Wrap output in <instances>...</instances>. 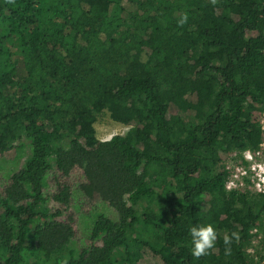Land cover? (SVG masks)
<instances>
[{
	"label": "trees",
	"instance_id": "obj_1",
	"mask_svg": "<svg viewBox=\"0 0 264 264\" xmlns=\"http://www.w3.org/2000/svg\"><path fill=\"white\" fill-rule=\"evenodd\" d=\"M104 112L124 136L97 139ZM263 114L264 0H0V153L22 161L0 191V264H258L264 193L225 183L229 156L259 150ZM76 169L117 215L93 212L78 250L50 207L69 205ZM207 224L215 247L196 259L189 230Z\"/></svg>",
	"mask_w": 264,
	"mask_h": 264
},
{
	"label": "rangeland",
	"instance_id": "obj_2",
	"mask_svg": "<svg viewBox=\"0 0 264 264\" xmlns=\"http://www.w3.org/2000/svg\"><path fill=\"white\" fill-rule=\"evenodd\" d=\"M176 111V108L171 107V113H175ZM94 128L96 131L97 139L99 141H106L114 136H124L130 127L114 122L110 118L109 114L107 112H104L97 118L94 124ZM14 156L15 150L0 153V191H2L3 188L8 184L10 174L14 170L19 169V167L21 166L22 161L16 164L13 160ZM230 162L231 164H229ZM263 162L260 163L264 166ZM228 165H230L231 170L234 171L235 179L236 176L239 175L238 171L235 168V163L233 161H229ZM47 180L48 187L45 191H56L57 184L60 182L58 180V175H55V173H50ZM84 181L85 180L82 172L77 169L74 170L72 175L66 181V184L69 186L71 192L69 205L67 207H62L55 202L50 203V207L53 210L62 211L63 214L58 219L59 221L66 222L69 218L72 219V225L75 235L71 246L74 250L81 249L84 245L89 244L90 230L92 227L91 224L94 218V215H92L93 212L97 213L99 211L107 214V216L111 219L117 218L116 212L113 209L109 208L106 204L102 203L98 199H89L82 193V191L80 190V185L84 183ZM144 264H153V259L148 257L144 261Z\"/></svg>",
	"mask_w": 264,
	"mask_h": 264
},
{
	"label": "built area",
	"instance_id": "obj_3",
	"mask_svg": "<svg viewBox=\"0 0 264 264\" xmlns=\"http://www.w3.org/2000/svg\"><path fill=\"white\" fill-rule=\"evenodd\" d=\"M264 114L261 118L262 135H264ZM244 159L247 164L237 163L234 161L233 156H229L226 159V170L228 176L225 183L227 191H236L245 193H264V166L260 162L264 160V137L260 144L259 150L256 153L245 152ZM229 161L235 163V168L238 171V176L235 177L234 171L231 170V166L228 165ZM264 163V162H263ZM231 164V162L229 163ZM246 177V178H245ZM264 216V215H263ZM263 237V232L260 230L258 224L254 226L250 232L249 247L247 249L248 256L254 261H258V253H260V242ZM258 264H264V260L258 261Z\"/></svg>",
	"mask_w": 264,
	"mask_h": 264
},
{
	"label": "clouds",
	"instance_id": "obj_4",
	"mask_svg": "<svg viewBox=\"0 0 264 264\" xmlns=\"http://www.w3.org/2000/svg\"><path fill=\"white\" fill-rule=\"evenodd\" d=\"M211 3L215 5L217 0H211ZM188 22V14L184 13L178 20L179 26H183ZM191 236V255L196 259L202 256L210 255L211 250L215 247L217 240V232L212 224L207 225H196L190 228ZM233 240H239V234L237 232H232L230 235L225 234L223 237V243L225 245V256H230L232 254V243ZM63 264H67V260L63 261Z\"/></svg>",
	"mask_w": 264,
	"mask_h": 264
}]
</instances>
